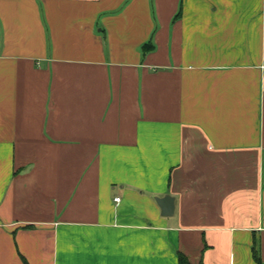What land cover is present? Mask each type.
I'll return each instance as SVG.
<instances>
[{
	"label": "crops",
	"instance_id": "0c3cea01",
	"mask_svg": "<svg viewBox=\"0 0 264 264\" xmlns=\"http://www.w3.org/2000/svg\"><path fill=\"white\" fill-rule=\"evenodd\" d=\"M263 65L264 0H0V264H264Z\"/></svg>",
	"mask_w": 264,
	"mask_h": 264
},
{
	"label": "water",
	"instance_id": "95a60500",
	"mask_svg": "<svg viewBox=\"0 0 264 264\" xmlns=\"http://www.w3.org/2000/svg\"><path fill=\"white\" fill-rule=\"evenodd\" d=\"M156 201L160 204V206L164 209V207H167L168 210L164 211V214L170 213L169 208L170 204L172 206V197L171 196H163V197H156ZM165 205V206H164Z\"/></svg>",
	"mask_w": 264,
	"mask_h": 264
},
{
	"label": "trees",
	"instance_id": "16d2710c",
	"mask_svg": "<svg viewBox=\"0 0 264 264\" xmlns=\"http://www.w3.org/2000/svg\"><path fill=\"white\" fill-rule=\"evenodd\" d=\"M148 44H149V43L144 44V47H145V46H148ZM178 259H179V261L182 262V263H188L187 260H186V258H185L182 254H179V255H178Z\"/></svg>",
	"mask_w": 264,
	"mask_h": 264
},
{
	"label": "built area",
	"instance_id": "2783aa9c",
	"mask_svg": "<svg viewBox=\"0 0 264 264\" xmlns=\"http://www.w3.org/2000/svg\"><path fill=\"white\" fill-rule=\"evenodd\" d=\"M264 66V65H263ZM116 201H118L119 200V197L118 196H116L115 198H114Z\"/></svg>",
	"mask_w": 264,
	"mask_h": 264
}]
</instances>
